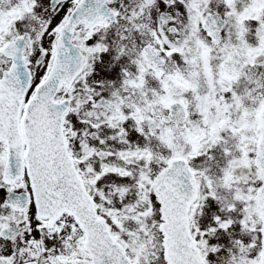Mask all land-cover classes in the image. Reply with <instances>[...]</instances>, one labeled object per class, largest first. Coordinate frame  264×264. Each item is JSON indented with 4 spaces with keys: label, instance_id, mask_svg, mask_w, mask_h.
I'll use <instances>...</instances> for the list:
<instances>
[{
    "label": "snow or ice",
    "instance_id": "snow-or-ice-1",
    "mask_svg": "<svg viewBox=\"0 0 264 264\" xmlns=\"http://www.w3.org/2000/svg\"><path fill=\"white\" fill-rule=\"evenodd\" d=\"M0 264H264V0H0Z\"/></svg>",
    "mask_w": 264,
    "mask_h": 264
}]
</instances>
